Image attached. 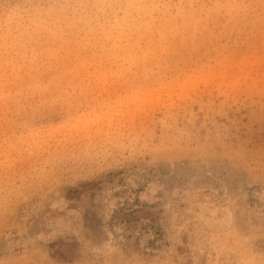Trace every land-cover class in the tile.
Listing matches in <instances>:
<instances>
[{
    "label": "rangeland",
    "instance_id": "rangeland-1",
    "mask_svg": "<svg viewBox=\"0 0 264 264\" xmlns=\"http://www.w3.org/2000/svg\"><path fill=\"white\" fill-rule=\"evenodd\" d=\"M0 264H264V0H0Z\"/></svg>",
    "mask_w": 264,
    "mask_h": 264
}]
</instances>
